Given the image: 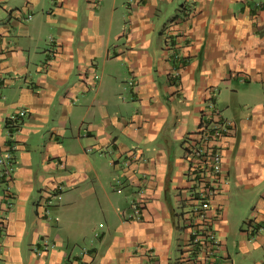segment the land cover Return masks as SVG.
Masks as SVG:
<instances>
[{
  "label": "crops",
  "instance_id": "0c3cea01",
  "mask_svg": "<svg viewBox=\"0 0 264 264\" xmlns=\"http://www.w3.org/2000/svg\"><path fill=\"white\" fill-rule=\"evenodd\" d=\"M227 120L194 245L188 148ZM13 141L0 264H264V0H0Z\"/></svg>",
  "mask_w": 264,
  "mask_h": 264
},
{
  "label": "built area",
  "instance_id": "2783aa9c",
  "mask_svg": "<svg viewBox=\"0 0 264 264\" xmlns=\"http://www.w3.org/2000/svg\"><path fill=\"white\" fill-rule=\"evenodd\" d=\"M229 121L214 124L211 128L200 129L198 131V138L205 143V148H197L195 143L188 148L187 158L192 162L188 178L195 184V195L191 196L192 208L187 212L190 220L188 228L192 234V242L194 245L199 242L200 236L214 240V233L212 230V220L210 213L214 199L224 190L226 181L224 178L223 156L222 149L219 148L218 143ZM207 147V148H206ZM17 148V143L13 141L9 145V151L5 155L0 154V178L9 175L12 171L13 152ZM201 163L198 165L196 163ZM213 210V211H214ZM136 215L139 214L136 209ZM216 214V213H215ZM191 215V216H190Z\"/></svg>",
  "mask_w": 264,
  "mask_h": 264
},
{
  "label": "rangeland",
  "instance_id": "374dc122",
  "mask_svg": "<svg viewBox=\"0 0 264 264\" xmlns=\"http://www.w3.org/2000/svg\"><path fill=\"white\" fill-rule=\"evenodd\" d=\"M10 141H11V139H10ZM185 210H186L185 212H187V208ZM179 212L182 213V209L181 208L179 209ZM245 220L246 219L245 218H241V216H237V217L233 216L232 211L229 212L227 221H228L229 229L232 231L233 235L239 233L240 230H244L246 228V224L244 222Z\"/></svg>",
  "mask_w": 264,
  "mask_h": 264
}]
</instances>
